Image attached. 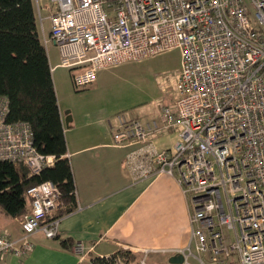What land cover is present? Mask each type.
<instances>
[{
	"label": "built area",
	"instance_id": "1",
	"mask_svg": "<svg viewBox=\"0 0 264 264\" xmlns=\"http://www.w3.org/2000/svg\"><path fill=\"white\" fill-rule=\"evenodd\" d=\"M33 1L42 40L57 47L75 87L94 82L99 69L179 49L173 100L160 106L159 119L117 114L115 124L109 120L113 143H140L125 159L137 178L167 173L187 197L194 250L189 243L174 251L181 264H207L204 253L211 264H264V0ZM167 129L177 140L155 148L152 138ZM30 138L25 124L5 122L0 104V159L22 161L36 174L54 157L37 152ZM26 195L20 235L0 228V260L25 255L38 232L58 233L60 217L46 219L58 188L45 180ZM70 251L82 258L85 247L76 242ZM101 258L126 264L118 255Z\"/></svg>",
	"mask_w": 264,
	"mask_h": 264
},
{
	"label": "crops",
	"instance_id": "2",
	"mask_svg": "<svg viewBox=\"0 0 264 264\" xmlns=\"http://www.w3.org/2000/svg\"><path fill=\"white\" fill-rule=\"evenodd\" d=\"M44 20L49 24L45 29L43 22L44 33L48 34L50 22ZM58 63L59 60L51 65L49 59L51 71L59 67ZM174 81L175 78L172 85ZM95 82L99 89L105 87V68L96 71ZM58 105L76 207L60 216L55 237L47 238L38 232L32 235L33 247L25 255H5L0 264H96L95 258L113 257L121 250L136 255L133 260H125L126 264H135L142 258L146 264H175L169 262V257L190 243L191 233L189 202L176 178L167 173L137 178L125 159L140 143H113L104 104L89 106L83 114ZM156 105L158 108L152 110L143 106L134 107L133 114L122 113L145 121L159 119V103ZM176 140V131L167 129L157 133L152 144L157 149H168ZM21 218L0 211V228L17 238ZM76 242L85 247L82 258L70 251ZM190 246L194 250L193 243ZM200 256L211 264L208 254ZM190 260L196 263L193 257Z\"/></svg>",
	"mask_w": 264,
	"mask_h": 264
},
{
	"label": "trees",
	"instance_id": "3",
	"mask_svg": "<svg viewBox=\"0 0 264 264\" xmlns=\"http://www.w3.org/2000/svg\"><path fill=\"white\" fill-rule=\"evenodd\" d=\"M0 104L5 122L25 124L35 150L54 157L36 174L22 161L0 159V211L21 218L30 209L26 189L45 180L59 190L58 206L46 219L74 210L75 185L64 127L33 0H0ZM117 254L126 261L136 258L129 251ZM94 262L109 264L110 260L97 257Z\"/></svg>",
	"mask_w": 264,
	"mask_h": 264
},
{
	"label": "rangeland",
	"instance_id": "4",
	"mask_svg": "<svg viewBox=\"0 0 264 264\" xmlns=\"http://www.w3.org/2000/svg\"><path fill=\"white\" fill-rule=\"evenodd\" d=\"M43 22L47 29L48 21ZM46 48L51 65H54L59 60L58 50L52 42H48ZM179 67L180 51L175 48L141 60L124 61L105 67V87L100 86V89L95 81L83 87H75L71 71L66 67H54L51 74L61 108H71L83 114L89 106L104 104L105 118L114 123L115 116L122 111L133 114L134 107L146 106L152 110L158 108L157 103L159 107L170 103L174 87L171 82Z\"/></svg>",
	"mask_w": 264,
	"mask_h": 264
},
{
	"label": "water",
	"instance_id": "5",
	"mask_svg": "<svg viewBox=\"0 0 264 264\" xmlns=\"http://www.w3.org/2000/svg\"><path fill=\"white\" fill-rule=\"evenodd\" d=\"M169 262L175 263V264H180L183 262V255L181 253H174L173 255H171L169 257Z\"/></svg>",
	"mask_w": 264,
	"mask_h": 264
}]
</instances>
